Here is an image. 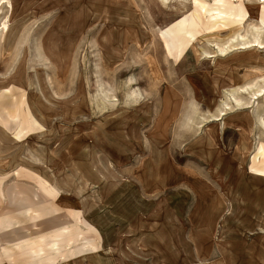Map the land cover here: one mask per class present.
<instances>
[{"label": "rangeland", "instance_id": "1", "mask_svg": "<svg viewBox=\"0 0 264 264\" xmlns=\"http://www.w3.org/2000/svg\"><path fill=\"white\" fill-rule=\"evenodd\" d=\"M3 1L0 264H264V0Z\"/></svg>", "mask_w": 264, "mask_h": 264}, {"label": "bare ground", "instance_id": "2", "mask_svg": "<svg viewBox=\"0 0 264 264\" xmlns=\"http://www.w3.org/2000/svg\"><path fill=\"white\" fill-rule=\"evenodd\" d=\"M3 3H5V1L2 0V1L0 2V4H3ZM3 27L5 28L6 25H4ZM256 45H257V47L260 48V49H261V48H264V43H263V42H257ZM246 91H247V90H246ZM257 92L259 93L260 90H258ZM253 93H254V92H253ZM254 95H256V93H255ZM260 95H261V94L259 93L257 96H260ZM257 98H258V97H257ZM234 100H236V99H234ZM240 105H241V104H240ZM234 106H235V105H234ZM240 107H241V106H240Z\"/></svg>", "mask_w": 264, "mask_h": 264}]
</instances>
